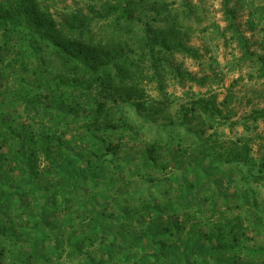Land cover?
<instances>
[{"label":"trees","instance_id":"trees-1","mask_svg":"<svg viewBox=\"0 0 264 264\" xmlns=\"http://www.w3.org/2000/svg\"><path fill=\"white\" fill-rule=\"evenodd\" d=\"M38 1L41 0H16L14 6L0 3V152L7 147L8 160L0 164V176L4 169L19 170L39 180V184L32 181L33 186L27 182L26 195L32 197L27 207L16 212L18 220L26 219L31 224L24 221L25 225L17 226L10 219L14 216L10 211L0 224V236H4L0 239V264H5L7 259L8 264H32L33 259L39 260V257L42 259L39 264H50L52 260H59L63 253L69 263L78 260V264H228L226 260L238 252V231L242 227L237 224V218L227 219L218 208L225 206L227 212L232 210L225 201L228 197L235 207L238 202L248 201L249 193L241 185L244 174L240 173V165H247L249 169L257 167L258 175L264 174V136H257L261 150L258 162L252 160L250 147L242 138L219 139L220 134L215 129L228 122L229 114H223L215 97L190 100L177 110L179 124L170 119L168 126H159L162 130L169 127L166 132L172 136L166 142L164 138H157L138 153L142 159L141 171L149 177L142 181L148 188L138 193L124 182L123 174L121 178H112L111 169L119 174L117 164L121 166L122 163L117 157L107 159V155L116 152L121 143L112 145L100 141L112 151L106 150V160L90 165L87 159L67 149L69 138H64L65 130L56 132L45 123H30L27 129L5 134L9 122L22 118L37 122L39 115L48 118L56 98L64 103L57 110L69 116V103L73 99L77 103L78 99L86 101L82 112L91 117V122L84 124L85 130L94 127L105 139H122L127 132L128 143H134L140 135L139 126L129 125L124 117L127 110L123 114L122 108L143 109L148 99L146 83L158 80L155 73L147 76L140 64L147 62L156 70L157 63L169 64V57L174 54L199 60V52L185 44L188 28L183 27L186 32H182L181 24L175 22L177 16L162 0H110L103 2L102 9V17L113 19V24L107 26L109 32L105 31L106 38L102 36V41L101 38L96 41L97 34L87 27L91 18L84 20L72 16L65 22L68 39L52 25L45 10H37ZM223 1L221 12L228 25L225 31H234L230 40H235L244 58L253 61L254 57L264 62L263 56L248 51L250 43L236 25V9L228 6V0ZM245 1L248 7L246 23L251 30L259 26L264 32V0L260 4L254 0ZM181 2L182 13L188 17L193 10L189 0ZM138 8L142 12L133 17L132 11ZM131 23L141 24V32L145 33L138 47V58L122 41V35H118L123 26ZM130 29L128 27L127 32ZM154 51L157 56H153ZM260 70H264L263 65ZM177 71L179 73V69ZM184 75L182 77L199 85L207 79L196 80L191 74ZM31 78L34 82H30ZM158 84L161 89L159 80ZM227 103L225 97L219 105ZM188 117L207 121L212 132L205 137L203 128L188 125L191 123ZM32 126H39L43 142L30 132ZM173 127L182 129L183 134L180 136ZM88 133L95 137L94 133ZM14 136L19 141L16 145L12 140ZM185 139L190 140L188 151L195 146L191 155L182 147ZM173 141L179 148V167L158 159L160 146L157 145ZM199 159L203 162L197 167L191 166L190 170L188 165ZM169 165L180 171L184 167L188 174L183 175L190 176V180L184 177L180 182L176 194L173 183L163 184L164 180L155 176V172H163ZM211 166L228 172L219 175L224 181L219 179L214 186L207 184L206 187L203 182H209L210 171L205 168ZM128 169L133 175L130 166ZM105 173L107 176L103 175ZM101 175L108 177V181L100 179ZM1 183L0 178V186H3ZM229 188L233 191L231 194ZM193 192H200L199 202L206 204L204 208L191 197ZM13 195L17 197L16 194L10 197ZM58 204H62V208ZM193 207L196 210H192ZM8 210H12V206ZM207 211L210 214L206 216ZM197 213L203 215L200 221H197ZM15 230H19L20 235H16ZM143 237L146 244L142 243ZM49 243L50 248H47Z\"/></svg>","mask_w":264,"mask_h":264},{"label":"rangeland","instance_id":"rangeland-1","mask_svg":"<svg viewBox=\"0 0 264 264\" xmlns=\"http://www.w3.org/2000/svg\"><path fill=\"white\" fill-rule=\"evenodd\" d=\"M104 1L110 0H41L37 2L38 9H36L41 11L45 10V15L52 25L55 26L59 33L64 35V38L68 39H70V37L65 29V22L68 18L72 16H76L77 19L85 18L84 20H90L91 18L87 27L91 28L93 32L97 34L95 37L96 41L99 38H101L100 41H102V36L106 38L105 31L107 30V32H109L107 26L113 24L112 17H102L104 15V11L102 10ZM228 1V6L236 9L234 17L236 19L238 31L250 43L248 51L255 55H261L264 58V32L260 31L259 26L251 30L246 23L248 14V7H245L246 1ZM254 1L257 4L263 2L262 0ZM162 2L168 6L173 15L177 16V18L175 17V22H178L179 25L181 24L179 28H181L182 32H186L184 28H188V37L187 39L184 38L185 44L197 50L201 58L199 60H192L184 55L174 54L169 57V64L157 63L156 70H154L152 66L150 67L147 62L140 64L147 76H151L152 73L157 74V78L161 83V89L158 86V80H151L145 85L148 99L143 109L141 107L135 109L122 108L123 114L124 111L127 110L124 117L129 125L132 127L139 126L140 135L136 138L134 143H128L130 138L127 132H125V137L122 139H117L118 137L105 139V135L94 127L88 130L95 134V137H91L84 127L85 123L91 122V117H86L87 114L82 112L85 108L84 103H86V101L78 99L77 103L74 99L73 102L69 103V116H63L60 114L61 112L57 110V108H61L64 103H62L63 101L61 98H56V100L52 102L53 105H51L52 107L49 110L48 118H43L39 115L36 119L37 122H30L24 118L18 119L16 122L8 121L9 123L6 127L5 134L9 135L13 130L22 131L23 129H27L31 126L30 123H45L46 127L50 126V128H54L56 132L65 130V132H63L64 138H69L67 149H72V151L78 153L79 157L87 159L90 165L106 160L104 159L105 154H107L106 150L107 152L112 151V149H106V146H102L100 141L109 142L112 145L121 143L120 148H118L116 152L107 155V159L117 157L122 163L121 166L119 162L117 164L119 174H115L113 169H111L113 173L112 178H117V176L121 178L120 175L123 174V177L126 179L124 182L130 184L131 188L133 187L135 192L138 193L140 190L148 188V185H145L142 181L149 178L141 171L142 159L139 158L138 153L143 152L146 145L150 144L152 141H156L157 138H164L165 142L170 140L169 138L172 135L166 132L169 127L162 130L159 126H168L170 119L175 124H179L176 114L180 106L188 104V102L194 98L210 96L215 97V102L223 111V114H229L228 122L224 125L217 126L215 129L220 134L219 139L235 140L236 138H242L250 147V156L252 160L258 162L261 156V150L257 136H264V70H260L262 65L264 68V62L257 61L254 57L253 61L244 58L235 40H230L231 34H233L234 31H225L228 25L224 21L221 12L223 0H189V4L193 10L192 14L188 17L182 13L181 0H162ZM237 2H239V4L236 5ZM0 3L6 6H14L16 0H0ZM45 6L46 9H44ZM147 8L148 7H146V9ZM146 9H143V11H146ZM141 12L142 11L138 8V10L132 11V15L135 17L136 14ZM140 25L141 24L137 25L131 23L127 26H123V30L118 32V35H122V41L129 45L136 58H138V47L141 45L145 34L141 32ZM128 27L131 29L127 32ZM157 55L158 54L154 51L153 56ZM177 69H179L180 74ZM184 74H191L196 80L201 78L207 79L203 84L199 85L182 77L185 76ZM3 75L5 76V74ZM30 82H34V80L31 78ZM9 83L13 84L12 81ZM14 84H17V82H14ZM225 97H227L228 103L220 106L219 104ZM254 116H257L256 119H254ZM188 118L191 119V123L188 125L191 126V128L192 126L203 128L205 130V137L212 132L207 127V121H201L200 117ZM66 121L69 123L65 124ZM38 127L39 126L30 127V132L32 134L35 133L36 140L39 139L40 142H43L44 139L43 136L39 135ZM174 128L176 129L175 132L181 133L180 136L183 134L182 129L173 127V129ZM19 135L22 134H18L17 136ZM56 135L57 134H53V136ZM12 140L15 145L19 142L16 136H14ZM97 141L98 143H96ZM174 142L175 141L167 145L164 143L157 145L158 147L160 146L157 150V153L160 154L158 159L161 163H168L170 165L177 164L179 167V148L173 144ZM183 142L184 144H182V147L191 155L192 151L195 150V146L191 147V151H188V149H190V140L185 139ZM6 148L7 147L3 148L0 152V164L8 161L6 160ZM133 156L136 159H132ZM126 157L130 159H125ZM40 160L42 161V158H40ZM201 162L203 161L199 159L195 164L188 165V167L191 170V166L197 167ZM170 165L167 166V169L163 170V172H155V176L158 180H164L163 184L173 183V193L176 194V190L181 184L180 182L184 180V177L186 180H190V176L186 177V175H183L185 173L188 174L187 171L183 170L184 167L182 171H180L179 169L170 167ZM104 166L105 164L102 168H104ZM128 166L132 169L133 175L130 174ZM42 168L43 165L41 163L39 164V170L41 171ZM240 168V173L244 174L241 185L243 188H246L250 196L248 201L238 202L237 207H235L234 203H232L233 200L228 197L225 201L232 206V210L227 212L225 206H219L218 208L219 212H224L227 215V219L233 220L237 218V224L240 223L241 225H239L242 227L238 231L240 233V240L238 242L239 253L231 254V258L229 255L227 258L230 259H227L226 262H228V264H264V174L259 176L256 172L257 167L249 169L247 165H240ZM205 169L210 171L207 175L209 182H203V186L206 187H208L207 184L214 186L220 179L219 175H225L228 172L227 169L221 170V168L216 166ZM6 171L10 172L4 169L2 176H0L1 185H3L0 186V224L4 222L3 219H6L8 211L14 215L11 216L10 219L16 222L17 226H22L23 223L25 225V222L26 224H31L30 221H26V219L18 220L16 217L18 213L16 212L20 210V208L27 207V201L32 197L31 194L26 195L27 182H31L30 186H33L32 181H36V183L39 184V180L31 178L21 173L19 170L5 174ZM102 171L105 172L103 169ZM149 173L150 172L146 175ZM103 175L107 176V173ZM103 175L100 176V179L108 181V177H104ZM228 191L230 192L229 194H231L232 189L229 188ZM198 193L200 192L191 193V197L198 200L197 203L202 205L200 208H204L206 204L202 201L199 202L202 195ZM12 194H16L17 197L15 198L14 195L10 197ZM19 194H21V196L18 197ZM225 196H223V198H225ZM10 206H12V210H8ZM58 206L62 208V204H58ZM191 209L196 210V207ZM208 214H210L209 211L206 212V216ZM196 216L197 221H200L199 218L203 215L197 213ZM14 233L20 235L21 232L15 230ZM21 236H23V234H21ZM3 237L4 236H0V239L3 240ZM144 239L145 237H143V239L141 238L142 243L146 244V239L145 241ZM50 243L47 248H50ZM41 260L42 259L39 257V260L33 259L31 263L39 264ZM8 262L9 260L7 259L5 264H8ZM78 263V260L69 263L63 253L59 260H52L50 264Z\"/></svg>","mask_w":264,"mask_h":264}]
</instances>
